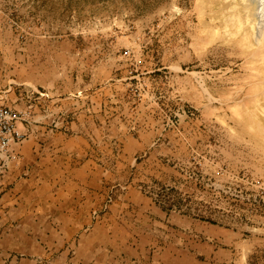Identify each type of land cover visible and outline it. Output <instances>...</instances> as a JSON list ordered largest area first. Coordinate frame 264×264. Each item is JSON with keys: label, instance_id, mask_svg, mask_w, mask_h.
<instances>
[{"label": "rangeland", "instance_id": "1", "mask_svg": "<svg viewBox=\"0 0 264 264\" xmlns=\"http://www.w3.org/2000/svg\"><path fill=\"white\" fill-rule=\"evenodd\" d=\"M263 3L0 0V106L26 118L20 93L31 109L81 86L104 97L106 129L121 97L128 131L151 121L181 142L155 136L150 169L106 182L72 244L49 246L55 232L43 230L57 219L41 217L38 264H264ZM94 224L89 252L81 239ZM24 256L0 248L7 264Z\"/></svg>", "mask_w": 264, "mask_h": 264}, {"label": "crops", "instance_id": "2", "mask_svg": "<svg viewBox=\"0 0 264 264\" xmlns=\"http://www.w3.org/2000/svg\"><path fill=\"white\" fill-rule=\"evenodd\" d=\"M19 99L17 108L28 110V114L24 111L26 118L17 123L25 138L12 143L21 158L0 167V248L22 249L25 256L20 264L39 262L35 259L37 252L48 237L39 234L44 227L41 217L57 219L55 225L48 221L43 230L55 232L48 239L49 246L72 244L74 233L89 224L92 208L103 200L106 182L124 179L130 168H135V175L137 169H150L155 136H163L162 146L180 149L179 139L175 144L169 140L174 131L163 132L151 121L135 132L128 131L133 110L123 101L125 98L116 99L115 110L108 118L112 120L111 129L105 128L104 97L98 93L84 96L81 86L75 91L71 88L64 98L38 96L31 109L26 108L22 93ZM6 102L8 95L0 94V104ZM105 135L116 144L114 161L106 157L111 151L105 147ZM206 151L205 158L211 149ZM92 226L81 239L89 252L100 245L99 225ZM7 263L9 259H0V264Z\"/></svg>", "mask_w": 264, "mask_h": 264}, {"label": "built area", "instance_id": "3", "mask_svg": "<svg viewBox=\"0 0 264 264\" xmlns=\"http://www.w3.org/2000/svg\"><path fill=\"white\" fill-rule=\"evenodd\" d=\"M23 119L20 111L9 106H0V167L4 168L12 160H19L21 155L14 151L12 143L24 139V134L17 128Z\"/></svg>", "mask_w": 264, "mask_h": 264}, {"label": "bare ground", "instance_id": "4", "mask_svg": "<svg viewBox=\"0 0 264 264\" xmlns=\"http://www.w3.org/2000/svg\"><path fill=\"white\" fill-rule=\"evenodd\" d=\"M257 1V0H256ZM264 4V3H263ZM248 10V9H247ZM240 17V16H239ZM234 18V17H233ZM238 18V17H237ZM241 21V20H240ZM240 23V22H239ZM239 25V24H238ZM240 26V25H239ZM241 26H242V24H241ZM257 33V32H256ZM261 43V42H260ZM264 133V132H263Z\"/></svg>", "mask_w": 264, "mask_h": 264}]
</instances>
